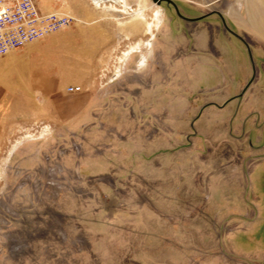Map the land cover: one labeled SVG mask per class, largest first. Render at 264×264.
Here are the masks:
<instances>
[{
    "label": "rangeland",
    "instance_id": "1",
    "mask_svg": "<svg viewBox=\"0 0 264 264\" xmlns=\"http://www.w3.org/2000/svg\"><path fill=\"white\" fill-rule=\"evenodd\" d=\"M35 1L72 20L0 57V264H264V0Z\"/></svg>",
    "mask_w": 264,
    "mask_h": 264
},
{
    "label": "built area",
    "instance_id": "2",
    "mask_svg": "<svg viewBox=\"0 0 264 264\" xmlns=\"http://www.w3.org/2000/svg\"><path fill=\"white\" fill-rule=\"evenodd\" d=\"M72 17L59 11L41 12L35 0H0V57L70 25ZM68 92H79L70 86Z\"/></svg>",
    "mask_w": 264,
    "mask_h": 264
},
{
    "label": "crops",
    "instance_id": "3",
    "mask_svg": "<svg viewBox=\"0 0 264 264\" xmlns=\"http://www.w3.org/2000/svg\"><path fill=\"white\" fill-rule=\"evenodd\" d=\"M258 6L259 11L262 12V10L260 9V7H262V3H260V0H258ZM245 12H248V10L246 9ZM97 25V29L103 31L102 33L99 32V34L102 35L103 38H111L112 35L108 33V30H110V28H107L108 25L105 24V28H101L102 23H97ZM59 46L60 44L58 45V47ZM15 61V68L11 69L8 75H5V77L13 78L17 85L24 84L25 86H27L29 88L27 94L35 96L38 95L40 99L48 100L47 102L50 106L49 109H52L53 106V110L56 111V108H58L59 106L57 103L59 99L58 97L60 95H65V86L67 85V81L64 78H59L55 72H52V69H46L47 66L45 65V63H43V60L39 58V55L28 54L27 56H22L19 59L16 58ZM78 81L80 80L74 79L73 82L75 83ZM0 113H2V109H0Z\"/></svg>",
    "mask_w": 264,
    "mask_h": 264
},
{
    "label": "bare ground",
    "instance_id": "4",
    "mask_svg": "<svg viewBox=\"0 0 264 264\" xmlns=\"http://www.w3.org/2000/svg\"><path fill=\"white\" fill-rule=\"evenodd\" d=\"M93 1L95 2V4H98L100 0H93ZM260 19H261V18H260ZM263 21H264V20L261 19V22H263ZM147 25H148V30H147V32H149V34H150V39L147 41V45H148V46H151V39H152L154 33L150 31V27H151V25H150L149 23H148Z\"/></svg>",
    "mask_w": 264,
    "mask_h": 264
},
{
    "label": "water",
    "instance_id": "5",
    "mask_svg": "<svg viewBox=\"0 0 264 264\" xmlns=\"http://www.w3.org/2000/svg\"><path fill=\"white\" fill-rule=\"evenodd\" d=\"M154 3H160L161 0H152Z\"/></svg>",
    "mask_w": 264,
    "mask_h": 264
}]
</instances>
